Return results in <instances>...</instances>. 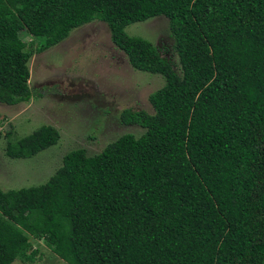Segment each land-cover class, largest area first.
Listing matches in <instances>:
<instances>
[{
  "label": "trees",
  "instance_id": "trees-1",
  "mask_svg": "<svg viewBox=\"0 0 264 264\" xmlns=\"http://www.w3.org/2000/svg\"><path fill=\"white\" fill-rule=\"evenodd\" d=\"M160 15L180 71L125 31ZM94 19L134 69L163 76L153 112H121L139 136L70 150L44 183L0 188V264L35 261L30 237L68 264H264V0H0V103L32 95L22 32L39 52ZM59 136L41 125L5 154L29 158Z\"/></svg>",
  "mask_w": 264,
  "mask_h": 264
},
{
  "label": "rangeland",
  "instance_id": "rangeland-1",
  "mask_svg": "<svg viewBox=\"0 0 264 264\" xmlns=\"http://www.w3.org/2000/svg\"><path fill=\"white\" fill-rule=\"evenodd\" d=\"M125 31L150 40L180 71L165 16L130 23ZM20 36L33 51L28 62L32 95L26 102L0 103L2 190L44 183L70 150L82 148L88 156L95 155L124 133L139 136L144 131L138 124L123 123L120 114L125 109L152 113L148 96L163 85L164 78L134 69L112 43L105 22L94 19L76 27L64 40L39 52L41 38L25 32ZM41 125L59 131L56 144L29 158L5 154L8 139L16 140ZM30 241L31 249L37 250L36 260L16 259L11 264H68L43 239L30 237Z\"/></svg>",
  "mask_w": 264,
  "mask_h": 264
}]
</instances>
